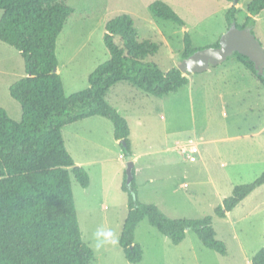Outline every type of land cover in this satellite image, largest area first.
Here are the masks:
<instances>
[{
	"label": "rangeland",
	"instance_id": "1",
	"mask_svg": "<svg viewBox=\"0 0 264 264\" xmlns=\"http://www.w3.org/2000/svg\"><path fill=\"white\" fill-rule=\"evenodd\" d=\"M154 1H66L75 12L57 39L56 54L67 96L86 89L90 73L110 58L104 43L110 19L131 15L139 40L160 45L149 60L168 71L182 59L186 31L193 47H210L227 31L231 6L238 8L236 21L242 25L252 0L231 6L226 0H161L185 26L156 18L149 10ZM253 33L264 47V12ZM116 41L121 44L118 36ZM25 75L20 53L0 41V107L16 121L22 118L21 105L9 87ZM189 78L178 92L163 97L121 81L108 92L107 101L129 122L139 200L156 204L171 218L212 215L217 239L227 252L206 248L192 230L175 245L146 218L135 232L144 252L137 264H251L246 258L264 246V185L225 218L214 210L235 186L254 181L264 171V85L233 58ZM63 138L76 165L90 175L89 186L82 187L71 172L83 241L95 254L91 264H132L119 244L128 212V195L122 190L127 155L114 138L113 124L89 117L65 126ZM104 230H112L118 243L97 249L94 233Z\"/></svg>",
	"mask_w": 264,
	"mask_h": 264
},
{
	"label": "trees",
	"instance_id": "2",
	"mask_svg": "<svg viewBox=\"0 0 264 264\" xmlns=\"http://www.w3.org/2000/svg\"><path fill=\"white\" fill-rule=\"evenodd\" d=\"M66 1L0 0V41L20 53L26 71L9 87L10 95L21 105V121L12 119L0 107V264H91L95 254L83 241L71 172L82 187L89 186L90 175L83 166L76 165L65 145L63 128L89 117H104L112 122L115 139L124 140L131 153L129 122L107 102V91L127 81L147 94L163 97L190 82L189 76L177 67L163 71L149 60L160 45L139 40L133 17L123 14L105 25L104 43L110 58L90 73L86 89L67 96L57 71L56 54L57 39L75 12ZM149 10L158 19L185 26L182 17L164 1H154ZM237 11L235 5L227 11L228 28L253 27L256 17L264 12V0L248 4L249 14L242 25L236 21ZM212 46H219V40ZM184 47L182 59L198 50L188 31ZM231 58L264 85V66H257L239 52L228 57ZM119 145L127 155L123 144ZM262 185L264 171L254 181L235 186L214 214L225 218ZM122 190L128 195V213L119 244L130 263L143 259L135 232L146 218L175 245L183 242L187 230H192L203 246L226 254L225 243L217 239L212 215L171 218L156 204L141 202L136 179L128 187L126 175ZM251 264H264V246L252 256Z\"/></svg>",
	"mask_w": 264,
	"mask_h": 264
},
{
	"label": "water",
	"instance_id": "3",
	"mask_svg": "<svg viewBox=\"0 0 264 264\" xmlns=\"http://www.w3.org/2000/svg\"><path fill=\"white\" fill-rule=\"evenodd\" d=\"M232 2L237 4L239 0H233ZM234 52L248 56L257 66H264V47L253 33V27L238 28L232 26L221 35L219 46L196 50L189 57L181 59L177 63V68L186 76L202 73L212 66L223 63ZM120 143L123 144L127 152L126 184L129 187L135 178V161L125 141L121 140Z\"/></svg>",
	"mask_w": 264,
	"mask_h": 264
},
{
	"label": "clouds",
	"instance_id": "4",
	"mask_svg": "<svg viewBox=\"0 0 264 264\" xmlns=\"http://www.w3.org/2000/svg\"><path fill=\"white\" fill-rule=\"evenodd\" d=\"M96 248L99 249L105 244L115 245L118 243V240L115 238V235L112 230L96 231L94 233ZM102 237V239H101Z\"/></svg>",
	"mask_w": 264,
	"mask_h": 264
},
{
	"label": "crops",
	"instance_id": "5",
	"mask_svg": "<svg viewBox=\"0 0 264 264\" xmlns=\"http://www.w3.org/2000/svg\"><path fill=\"white\" fill-rule=\"evenodd\" d=\"M227 2H229L230 4V6H231V2L230 1H228V0H226ZM260 16V15H259ZM258 17V16H257ZM257 17H256V19H257ZM57 71H58V73H59V68L57 67ZM190 79V78H189ZM112 88V87H111ZM111 88L107 91V93H106V96H105V98H106V100H107V94H108V92L111 90ZM115 99H119V94H115ZM117 100H116V102H117ZM108 102V101H107ZM101 117V116H100ZM104 118V117H103ZM106 119V118H105ZM108 120V119H107ZM76 123V122H75ZM112 123V122H111ZM73 124V123H72ZM71 125V124H70ZM114 127V126H113ZM115 138V137H114ZM117 141V140H116ZM118 143H120V141H117ZM198 149V148H197ZM133 159H134V161L136 162V158L134 157V155H133ZM75 163H77L76 161H75ZM233 190V189H232ZM128 213V212H127ZM228 214V213H227ZM139 225V224H138ZM254 255V253L252 252V254L248 257V258H246L247 260V262H251V260H252V256Z\"/></svg>",
	"mask_w": 264,
	"mask_h": 264
},
{
	"label": "built area",
	"instance_id": "6",
	"mask_svg": "<svg viewBox=\"0 0 264 264\" xmlns=\"http://www.w3.org/2000/svg\"><path fill=\"white\" fill-rule=\"evenodd\" d=\"M193 151H197V147H194V148H193Z\"/></svg>",
	"mask_w": 264,
	"mask_h": 264
}]
</instances>
